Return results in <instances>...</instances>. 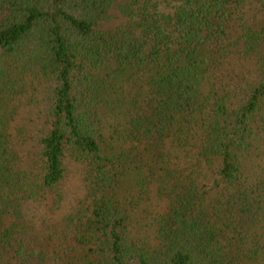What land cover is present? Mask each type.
Segmentation results:
<instances>
[{
	"label": "trees",
	"instance_id": "1",
	"mask_svg": "<svg viewBox=\"0 0 264 264\" xmlns=\"http://www.w3.org/2000/svg\"><path fill=\"white\" fill-rule=\"evenodd\" d=\"M0 264H264V0H0Z\"/></svg>",
	"mask_w": 264,
	"mask_h": 264
}]
</instances>
